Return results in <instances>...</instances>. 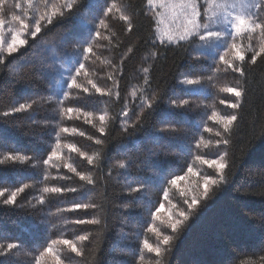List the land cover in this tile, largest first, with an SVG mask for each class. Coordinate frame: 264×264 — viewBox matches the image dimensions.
<instances>
[{"label":"trees","instance_id":"16d2710c","mask_svg":"<svg viewBox=\"0 0 264 264\" xmlns=\"http://www.w3.org/2000/svg\"><path fill=\"white\" fill-rule=\"evenodd\" d=\"M64 2L48 0V10ZM112 4L119 11L101 15ZM77 5L88 10L93 23L70 15L45 26L35 40L27 37L28 45L13 56L0 53V160L9 154L29 157L25 163L0 164V190H6V196L27 185L17 205H5L0 197V243L20 245L0 260L36 264L51 246L52 254L39 264H55L56 257L61 264H264V53L251 62L264 47L260 30L235 39L245 59L232 61L231 48L213 54L200 50L198 42L189 46L160 41L147 0H77ZM44 10L43 0H0V39L10 42L19 30L13 15L31 25ZM99 19L106 27L99 26ZM61 35L91 42L93 52L81 60L87 74L77 77L87 93L67 87L80 57L64 51ZM228 51L231 57L225 59L239 71L219 59ZM185 79L201 83L187 85ZM228 88L241 96L225 91ZM146 97L154 99L152 109L142 108ZM182 99L189 104H170ZM22 103L32 108L14 112ZM234 103L240 106L232 108ZM68 107L78 111L67 114ZM231 115L237 119L226 133L220 121ZM161 128L180 131H158ZM225 138L227 145L221 142ZM53 151L60 159L45 164ZM85 156L93 158L91 164ZM205 160L225 163L223 180L215 164ZM67 165L90 175L93 184L80 181ZM177 176L184 179L172 185ZM205 179L217 181L207 185V198ZM136 183L146 185L145 193L129 196V185ZM59 186H76L77 192L44 191ZM194 196L197 204L189 209ZM77 202L95 207L74 208ZM128 204L132 207H125ZM181 212L189 218L172 232L169 217L183 220ZM80 218L100 223L76 224ZM81 235L88 239L81 241ZM165 235L172 236L167 246L162 244ZM65 239L82 255L59 243ZM145 241L159 246L161 255L150 253Z\"/></svg>","mask_w":264,"mask_h":264},{"label":"snow or ice","instance_id":"6c2138e0","mask_svg":"<svg viewBox=\"0 0 264 264\" xmlns=\"http://www.w3.org/2000/svg\"><path fill=\"white\" fill-rule=\"evenodd\" d=\"M28 3L31 4L32 0H28ZM90 4H94V0H89ZM147 3L149 5H155L157 9H163V11H158L157 15H159L162 19L160 20L161 24H164L165 27L161 29V36L163 38H166L162 42L167 43H175V44H181L183 42L184 45H197V41H199V44L197 47L199 48H207L212 42L224 40L226 43V46L228 44V39H231L232 34H241V33H256L257 30H260V35L264 36V0H259V2L247 4V3H241L239 5V9L237 10V4H226V3H217L216 0H212L211 5L209 4V0H204L203 3L200 2V0H159V3H157V0H147ZM44 4V11L41 12L38 18H34L31 21V25L29 23H26L20 15H13L12 20L18 22L19 30L12 36L10 42H5L3 39H0V53H4L7 56L11 57L14 53L20 52V49L22 47H26L28 45V39L27 37H31L33 40H35L43 30V28L47 25H54L61 19L68 17L70 15H74L78 17L82 22L91 24L93 23L88 18V10L83 9L81 10L80 6L77 5V0H65L63 5H51L50 10L48 0H43ZM21 5L16 4L15 8H20ZM254 9V10H253ZM119 11L117 9L115 4H112L110 7L105 6L101 10V15H107L110 13H113V11ZM122 19L127 20V16H121ZM99 26L101 28L106 27L105 21L103 19H99ZM4 26V20L0 19V27ZM129 27V31H130ZM95 36L99 37L100 32L95 29ZM24 37V38H22ZM226 37L228 39H226ZM60 43L64 46V51L68 53L69 56H71L74 53H79L80 60L79 62H76V67L73 69L75 72V75H70L68 79L70 80V83L67 84L68 88L72 89H80L81 91L87 93L89 89L87 87L81 88V85L77 82V77L83 75H86L87 73L83 72L85 65L81 62V60H88V56L85 55V53H92L93 48L91 46L90 41H83L81 42L78 37L71 36L68 38H65L63 35H61ZM85 44H88L87 47H85ZM183 46V45H181ZM231 49L234 51V56L232 57V61H243L245 59L244 55L241 54V50L239 46L236 43L231 44ZM261 53H264V47H261L258 52H255V55L253 56L251 62L252 64L256 63L255 56L260 55ZM229 53L225 52L223 56H220L219 59L226 65L227 68L231 69L232 71H239L240 69L238 67L233 66V62L225 59ZM4 60L0 58V64H3ZM148 69H145V72H147ZM241 75L243 73L241 72ZM147 82V81H146ZM183 83L187 85H200L199 79H185ZM89 84H91L92 88H95L97 92H99L101 95H105L103 91H101L100 88L96 87L94 83H92L91 80H89ZM227 92H232L236 97L241 96V92L237 91L234 88H228L225 89ZM35 103V101H33ZM170 104L174 105L176 108H182L184 106H187L189 104L188 99H182L179 101H170ZM154 105V99L150 97H146L142 102L141 106H146L148 109H152ZM240 105L238 103H234L231 105L232 108H238ZM32 108V104H20L18 107L14 108L13 111L16 113H20L25 111L26 109ZM78 111L77 107H68L65 109V112L67 114H71L73 112ZM4 116H7L8 113L4 112ZM123 116L127 117L128 112L124 111ZM101 121H103L104 117H100ZM213 119H218L216 116H213ZM237 117L235 115L229 116L227 119H224L223 121H220L224 125V131L228 132V125L231 124L233 121H235ZM64 132L68 131V128L63 129ZM75 131V129H73ZM101 133L105 131L103 127L99 129ZM158 131L165 132V131H172V132H179L180 129L178 128H161ZM84 133H81L83 135ZM217 135H220V133H217ZM223 144L227 145L229 143V140L227 138L223 139L221 141ZM97 144H101L102 140L97 139ZM69 148L76 152L77 148L73 145H69ZM153 155H158V153H153ZM89 164L92 163L93 158L85 156L84 157ZM59 160L60 157L56 151L51 152V155L48 156L47 160L44 161L45 164L51 163L53 160ZM29 160V157L27 155H19V154H9L4 157L3 160H0V164H4L5 161H9L12 163H25ZM223 160V157H221V161ZM204 163L209 164L212 166V164H215V167L221 172L220 179L223 180V171L226 167L225 163L222 162H210L205 160ZM69 171L75 172L77 176H79L80 181H85L88 185H92L93 181L90 175L81 174L80 172H77L75 168H73L71 165H67ZM121 169H124L126 167L125 164L121 163L119 165ZM189 173H192V168L187 169ZM184 179L182 176H177L176 179H172L170 183L172 185L178 184L180 180ZM215 184L217 181L215 180H204V197H208V188L207 185L209 184ZM24 187H17L14 191H11L7 196L5 195L6 190H0V197L4 198L3 203L5 205H17V197L25 191ZM146 185L143 183H136L135 185H129L128 187V195L129 196H135L137 194H144L145 193ZM45 192H50L54 194H63L65 192L67 193H76L77 187L76 186H59V187H51V188H45ZM165 199H167V195L165 194ZM41 204H43V200L40 201ZM197 204V198L194 196L192 197L191 202L188 204L189 209H194ZM22 206V203H21ZM74 208H84L87 209L89 207H95V205H90L88 203L83 202H77L73 205ZM125 207L131 208L132 205L128 204ZM164 208V205L161 204L158 209L154 212V215L156 218L160 217L161 210ZM180 216L183 218V220H171V217H169L170 220V228L172 232H176L178 228L182 225L184 221H187L189 216L185 212H181ZM76 224H99L100 222L98 220H88V219H77L75 220ZM151 231L155 232L156 229L152 228ZM159 235V233H158ZM88 237L81 235L80 240L85 241ZM172 240V236L165 235L162 239V244L167 246L170 244ZM53 243H58V241H53ZM59 243H63L68 246V248L71 249L73 253H76V255L80 256L82 253L77 249L76 245L72 243L70 240H63L59 241ZM144 246L148 249V251L154 252L156 256L161 255V248L159 246L153 247L145 241ZM20 247L15 242H9L6 245L0 243V258L8 257L9 253H12L14 249H17ZM52 254V247L48 246L45 248L43 252L40 253L36 264H39L40 261H43L44 257L46 255ZM0 264H8L7 260H0ZM55 264H61L60 258H55ZM159 264V262H158Z\"/></svg>","mask_w":264,"mask_h":264},{"label":"rangeland","instance_id":"374dc122","mask_svg":"<svg viewBox=\"0 0 264 264\" xmlns=\"http://www.w3.org/2000/svg\"><path fill=\"white\" fill-rule=\"evenodd\" d=\"M201 3L204 2V0H200ZM217 3H226V4H237V10L239 9V5L241 3H247V4H252V3H256V2H259V0H216ZM157 3H159V0H157ZM212 3V0H209V4L211 5ZM151 11L153 12L154 16H155V19H156V22H157V38L160 40V41H164L166 38H163L161 36V29L163 27H165L164 24H161L160 23V20L162 19L159 15H157V12L158 11H163V9H157V7L155 5H149ZM254 10V9H253ZM246 32L244 33H241V34H236V33H233L232 34V37L231 39H228L226 37V39H228V44L226 46V43L224 40H219V41H214L212 42L209 46H207V48H199L200 50H203L204 53H213L215 54L216 51L219 49H222V50H228L229 48H231V44L232 43H235L236 40L235 39H238L239 37H241L242 35H245ZM198 44H199V41H197ZM238 45V44H237ZM239 48H240V45H238ZM227 53H230V51H228ZM231 54H234V51L231 53ZM227 57H231L230 55H228ZM226 58V57H225ZM247 235V234H246ZM247 237V236H245Z\"/></svg>","mask_w":264,"mask_h":264}]
</instances>
